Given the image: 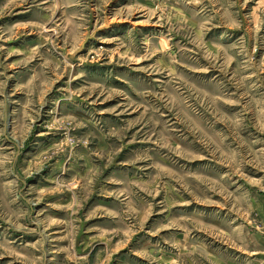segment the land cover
Listing matches in <instances>:
<instances>
[{"label":"rangeland","instance_id":"rangeland-1","mask_svg":"<svg viewBox=\"0 0 264 264\" xmlns=\"http://www.w3.org/2000/svg\"><path fill=\"white\" fill-rule=\"evenodd\" d=\"M0 264H264V0H0Z\"/></svg>","mask_w":264,"mask_h":264}]
</instances>
